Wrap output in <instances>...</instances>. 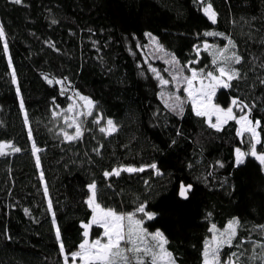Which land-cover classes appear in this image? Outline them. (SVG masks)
<instances>
[{
    "label": "trees",
    "instance_id": "trees-1",
    "mask_svg": "<svg viewBox=\"0 0 264 264\" xmlns=\"http://www.w3.org/2000/svg\"><path fill=\"white\" fill-rule=\"evenodd\" d=\"M207 2L217 13L215 24L199 0H0L5 32L0 40V142L21 150L0 155V264H63L48 200L66 252L76 251L83 240L81 223L91 219L85 201L87 186L94 181L102 207L135 213L144 204L146 211L156 213L151 221L145 218L144 227L164 233L176 264H202L209 229L215 224L223 230L233 218L240 221L234 243L250 242L241 249L223 248L221 261L246 249L245 264H261L248 262L247 256L253 254L251 241L262 239L257 226L264 225V166L251 156L235 166V149L248 152L250 135L237 136L235 121L216 131L205 117L195 115L190 102L184 103L182 115L172 112L160 92H175V83L162 89L150 71L155 68L171 80L164 71L171 65L165 61L174 55L180 65L189 64L197 59V48L199 63L189 66L212 71L213 57L203 45L223 47V36L230 37L243 57L235 65L243 79L233 81L230 89H219L214 102L227 108L239 97L254 104L250 119L261 122L258 132L264 142V0ZM145 33L156 37L163 51H157ZM185 75L190 72L185 70ZM151 89L154 105L145 101ZM75 93L90 98L96 108L93 116L80 118L82 139L69 143L60 134L62 128L74 131L64 123L65 110L73 102L85 110ZM178 95L187 101L183 85ZM54 112L59 115L54 117ZM97 114L103 116L100 125L93 123ZM107 119L118 126L112 135L99 132ZM33 143L40 149L39 168ZM257 151L264 152V143ZM152 164L161 175L148 167ZM120 167L145 171L104 177L105 171ZM182 183L193 186L186 200L178 194ZM102 232L94 225L90 238Z\"/></svg>",
    "mask_w": 264,
    "mask_h": 264
},
{
    "label": "snow or ice",
    "instance_id": "snow-or-ice-1",
    "mask_svg": "<svg viewBox=\"0 0 264 264\" xmlns=\"http://www.w3.org/2000/svg\"><path fill=\"white\" fill-rule=\"evenodd\" d=\"M15 4L22 3V0H12ZM202 5L204 15L213 23H216L217 13L214 10L211 3L207 0H199ZM55 23V21H53ZM145 35L156 46L157 51H163V46L159 44L156 37L151 33H145ZM206 36H223L222 33L206 32ZM5 32L2 25H0V40L4 39ZM227 41L223 47H217L214 45L204 44L203 50L209 52L211 55L213 66L212 71H205L204 68L196 69L189 65L199 63L200 49L197 48V59L189 61V64L180 65V62L173 55L165 63L171 65V68H165V72H169L171 80L165 79L160 72L155 68H150L155 74L156 79L159 82V86L164 89L170 83H175V92L165 93L163 90L160 92V97L164 101L165 107L169 108L177 115H182L185 102H190L192 109L196 116L205 117L206 123L209 127L214 128L216 131H222L224 126L229 121H235L239 125L237 129V136H243L248 133L251 137L249 142L248 152L242 151L240 148L235 149V166L239 167L245 162L246 157L251 156L259 161L260 165L264 166V152H257V145H261L260 134L257 129L260 127V121H253L250 119L254 104L249 105L239 97H234L231 100L230 105L227 108L221 107L214 102V97L219 89H230L233 87V81H239L243 79L242 74L235 65H239L243 62V57L236 51L237 45L235 42L227 36H223ZM139 47V45H138ZM3 51L8 53V45L5 42ZM9 67H11V58L8 59ZM264 66V65H262ZM185 70L190 72V75H185ZM13 83H16L15 70L12 71ZM49 84L53 81L48 79ZM66 79V78H65ZM56 83L63 85L64 81H56ZM260 83L264 85V78L260 79ZM183 85V91L186 93L187 101L183 100L180 95V87ZM65 89L62 87L61 95L64 94ZM20 90L17 88V95L19 96ZM75 96L79 101L83 102L82 108L85 110H77L75 102L69 104L65 110L63 116L64 123L68 128L74 129L69 133L63 128L60 134L63 136V140L66 142H74L82 139L84 135V121L81 117L93 116V111L96 108V103L90 98L75 93ZM70 100L73 97H69ZM172 101V103H169ZM21 110L24 111V122L28 124L27 112L24 110L23 99H20ZM234 109H237L241 114L237 115ZM71 113V115H68ZM59 115L53 113V116ZM213 117L215 120L213 121ZM103 120L101 114H97L93 120V123L100 125ZM118 131V126L112 119H107L106 125L99 127V132L105 135H112ZM29 138L31 139L32 133L29 129ZM11 147L14 152L21 151L19 148L14 147L11 144L0 143V155H5L4 148ZM33 155L36 157V166L40 167V158L37 153L40 151L36 147L35 143L32 146ZM99 154V149H95ZM223 166L222 164L220 165ZM148 167L155 169L157 175H161L155 164ZM145 167H120L114 168L111 171H105L103 173L105 178L112 176H119L121 172L135 173L143 172ZM43 180V172L40 173ZM89 195L85 203L92 210V215L89 223H81V227L84 229L82 235L83 240L78 245L76 251L66 252L64 243L61 239L60 228L56 223L55 212L53 211L52 202L48 200V211L52 214V224L55 230V237L59 246V253L62 257L63 264H146L145 257H149L151 264H176V258L173 254L167 250L166 245L168 239L160 230L155 232H149L144 227L145 218L149 221L156 218V213L146 211V206L141 204L137 207L135 213H118L112 208L102 207L98 202V188L95 181L88 186ZM193 186L191 184H181L179 189V196L183 199H188V193L192 191ZM45 196L48 195L47 187L44 188ZM28 210L25 209V212ZM136 213H142V218H137ZM93 225H97L103 229L102 236L96 239H90V229ZM260 230L262 239L259 241H251L252 255L247 256V261L252 262L259 260L261 264H264V225L257 226ZM240 228V221L238 218H233L227 224L223 230L216 228L213 224L209 229L213 233L211 240H205L202 251V264H245L244 257L247 251H233L228 254V259L221 261V252L223 248H237L241 249L248 240L236 241L238 236V230ZM10 239V237H9ZM257 249L261 251L256 252Z\"/></svg>",
    "mask_w": 264,
    "mask_h": 264
},
{
    "label": "rangeland",
    "instance_id": "rangeland-1",
    "mask_svg": "<svg viewBox=\"0 0 264 264\" xmlns=\"http://www.w3.org/2000/svg\"><path fill=\"white\" fill-rule=\"evenodd\" d=\"M207 44H209L210 45V43H207ZM204 46V45H203ZM147 91V90H146ZM148 93L145 95V101L146 102H149V101H151V103H152V105H154L155 103H156V99H155V97L153 96V90L151 89V90H148L147 91ZM77 106V105H76ZM77 110H80L78 107H77ZM215 120V117H213V121ZM257 131H258V129H257ZM0 143H5V144H11V145H13L12 143H10V142H6V141H4V142H0ZM10 150H12V148L11 147H5L4 148V152L5 153H7L8 151H10ZM258 152V151H257ZM258 153H260V152H258ZM90 222V221H89ZM88 222V223H89ZM94 226V225H93ZM222 230V229H221ZM90 231H91V229H90ZM212 235H213V233L211 234V236H210V238L208 239V240H211V238H212ZM91 239V238H90ZM166 248H167V246H166ZM168 250V249H167ZM169 251V250H168ZM145 260H148L149 262H150V264H151V261H150V258L149 257H145Z\"/></svg>",
    "mask_w": 264,
    "mask_h": 264
}]
</instances>
